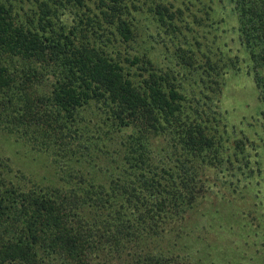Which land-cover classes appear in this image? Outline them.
I'll return each instance as SVG.
<instances>
[{
  "label": "trees",
  "instance_id": "trees-1",
  "mask_svg": "<svg viewBox=\"0 0 264 264\" xmlns=\"http://www.w3.org/2000/svg\"><path fill=\"white\" fill-rule=\"evenodd\" d=\"M227 4L264 104V0ZM143 14L172 33L185 23L168 0H0V128L98 160L27 187L0 158V264L190 261L181 229L245 143L224 151L210 99L132 47ZM182 52L205 90L219 88L210 58Z\"/></svg>",
  "mask_w": 264,
  "mask_h": 264
},
{
  "label": "rangeland",
  "instance_id": "rangeland-1",
  "mask_svg": "<svg viewBox=\"0 0 264 264\" xmlns=\"http://www.w3.org/2000/svg\"><path fill=\"white\" fill-rule=\"evenodd\" d=\"M168 1L183 11L180 18L185 23L172 33L169 27H158L148 14H143L139 37L132 47L138 51L146 48L159 68L174 70L176 80L187 92L201 98V103L212 102L217 118L214 124L224 151L233 152L238 140L245 143V159L239 155L233 169L228 166L223 174L211 175L210 185L214 187L181 229L185 233L181 245L194 246L185 264H264V104L258 98L247 55L238 41L236 21L227 0ZM207 8L213 10L209 15H205ZM188 48L195 51L196 63L203 64L204 56L214 63L217 73L208 72L216 77L219 88L212 85L214 91L205 90L199 79L206 82L204 71H188L191 61L182 52ZM130 52L134 53L132 49ZM204 69L208 70L206 65ZM39 151L0 128V158L10 160L17 176L25 173L27 187L57 182V173L82 167L86 157L82 149L65 154L54 148ZM92 155L89 153L86 159H94Z\"/></svg>",
  "mask_w": 264,
  "mask_h": 264
}]
</instances>
